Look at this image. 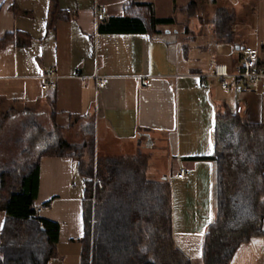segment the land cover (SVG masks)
Returning <instances> with one entry per match:
<instances>
[{"label": "crops", "instance_id": "1", "mask_svg": "<svg viewBox=\"0 0 264 264\" xmlns=\"http://www.w3.org/2000/svg\"><path fill=\"white\" fill-rule=\"evenodd\" d=\"M139 1L176 23L154 37L113 32L104 24L121 17L128 0H0V39L10 32L29 37L27 45L0 48V108L44 109L47 123L62 128L68 141L89 131L96 154L104 143L123 157L151 156L156 165L147 178L170 186L175 245L202 258L216 218L217 165L205 157L218 147L217 119L264 123V92L229 91L218 77L202 87L201 74L216 62L234 71L245 46L264 45V0ZM98 5L108 7L103 20L96 18ZM220 10L235 19L227 41L216 31ZM48 71L55 78L43 89ZM102 77L107 83L99 87ZM90 157L40 159L36 207L45 206L39 215L60 226L48 264H84L86 178L96 175ZM5 219L0 209V235ZM229 264H264V233L242 242Z\"/></svg>", "mask_w": 264, "mask_h": 264}, {"label": "trees", "instance_id": "2", "mask_svg": "<svg viewBox=\"0 0 264 264\" xmlns=\"http://www.w3.org/2000/svg\"><path fill=\"white\" fill-rule=\"evenodd\" d=\"M224 11H219L215 24L218 38L227 41L235 19ZM175 23L174 16L158 17L150 3L128 0L124 14L104 26L113 32L154 37L162 32L160 27ZM28 42V35L10 32L0 39V48ZM217 120L218 147L214 155L205 157L217 165V205L204 257L207 264H229L242 242L264 233V162L259 159L264 156V123L234 116ZM22 127L26 137L18 141L27 143L26 147L18 156L0 161V209L6 213L0 235V264H48L56 252L60 226L37 212L40 159L49 155L81 157L86 143L68 141L54 122ZM102 157L96 174L103 185L98 188L95 205L90 201L86 213L84 264H160V257L150 254L144 233H154L157 228L164 235L160 241L163 247L174 245L169 184L166 179H148L147 161L142 157ZM93 178H86L88 197L92 195ZM160 260L162 264H192L188 258L179 263Z\"/></svg>", "mask_w": 264, "mask_h": 264}, {"label": "rangeland", "instance_id": "3", "mask_svg": "<svg viewBox=\"0 0 264 264\" xmlns=\"http://www.w3.org/2000/svg\"><path fill=\"white\" fill-rule=\"evenodd\" d=\"M212 13V12H211ZM210 12H208L207 16L211 15ZM41 107V106H40ZM35 108V107H34ZM25 109L21 111L23 108H13L11 109L8 106H3L0 108V161H7L11 159L14 156H18L22 150L26 147L27 143H24L23 141H18L19 138L26 137V134L24 130L22 129L24 124H30L33 127L39 126L41 124H46L48 122L49 113L46 112L44 109H40L39 107H36L35 109ZM28 110V111H26ZM26 111V112H25ZM40 122V123H39ZM89 131H85V134H75L71 135L69 137V140L72 142H79V143H86L85 150L83 149L81 154V157L83 154H90V162L89 164L94 167L95 173L97 169H100L99 161L103 154L108 153L107 155H118L122 152L119 147H116L114 145L108 147L106 144L102 143L101 146L99 145V154L95 153L94 151V140L93 137H89ZM152 142V141H150ZM102 155H101V154ZM150 156V155H149ZM22 157L25 158V155L22 154ZM36 157H34L35 159ZM261 162H264V156L259 157ZM152 160V157L150 156L147 159V167L146 170L149 171V169H154V166L156 163L150 162ZM161 165V163H160ZM152 167V168H151ZM150 170V171H151ZM97 175V174H96ZM95 175V176H96ZM93 181H92V190L94 191L93 187ZM92 191V192H93ZM98 193V188L96 190V196ZM96 202V201H95ZM155 222V221H153ZM153 222L151 226L153 227ZM158 225L157 221L154 223L155 225ZM91 229L93 228V220L91 223ZM146 226V225H144ZM93 230V229H92ZM156 230V231H155ZM154 233H149V231H145L144 233V239L146 243L149 245L150 248V254H157L159 258V263L162 264L163 260H160L161 258H165V263H171V260H175L177 263L181 262L187 257L185 254L181 252L180 249H178L175 245V242L173 240L174 245L165 246L163 247L162 243L160 242L162 238H164V235H161L157 228H154ZM92 233V232H91ZM92 238V234H91ZM170 238H166L168 241ZM170 242V241H169ZM92 252V249H91ZM168 253V255L166 254ZM167 255V256H166ZM192 261V264H207L206 259L204 257L202 258H189ZM162 261V262H161Z\"/></svg>", "mask_w": 264, "mask_h": 264}, {"label": "built area", "instance_id": "4", "mask_svg": "<svg viewBox=\"0 0 264 264\" xmlns=\"http://www.w3.org/2000/svg\"><path fill=\"white\" fill-rule=\"evenodd\" d=\"M108 12L106 5H98L96 8V18L103 20ZM264 54V45L257 46H245L242 49L240 59L235 67L234 71H230L226 64L214 63L206 72L201 74L202 82L201 86H206V80L210 77H218L222 80L224 87L231 91H244L261 93L264 92V61L262 55ZM55 78L54 71H48L43 76L42 88H48ZM98 86L104 87L107 83V78L102 77L97 79ZM185 171L182 169L179 173V177H183ZM94 191L90 196V201L95 205L96 190L102 187L103 180L99 176L93 178ZM45 206L37 207V212L40 213Z\"/></svg>", "mask_w": 264, "mask_h": 264}]
</instances>
